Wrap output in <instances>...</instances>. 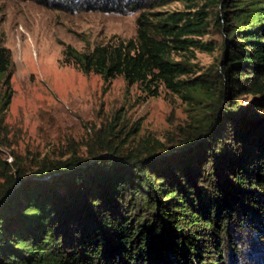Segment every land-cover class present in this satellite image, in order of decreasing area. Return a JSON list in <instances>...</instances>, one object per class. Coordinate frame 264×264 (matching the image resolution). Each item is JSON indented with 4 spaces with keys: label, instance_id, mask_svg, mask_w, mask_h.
Instances as JSON below:
<instances>
[{
    "label": "trees",
    "instance_id": "obj_1",
    "mask_svg": "<svg viewBox=\"0 0 264 264\" xmlns=\"http://www.w3.org/2000/svg\"><path fill=\"white\" fill-rule=\"evenodd\" d=\"M73 10L138 11L135 37L71 45L64 60L109 81L157 85L189 105L176 145L128 143L116 117L56 157L0 158V264H264V0H31ZM216 6L222 59L190 77L192 47ZM191 53V54H192ZM9 50L0 45V144ZM250 100L246 101L245 98ZM249 258V259H247Z\"/></svg>",
    "mask_w": 264,
    "mask_h": 264
},
{
    "label": "rangeland",
    "instance_id": "obj_2",
    "mask_svg": "<svg viewBox=\"0 0 264 264\" xmlns=\"http://www.w3.org/2000/svg\"><path fill=\"white\" fill-rule=\"evenodd\" d=\"M196 9L206 0H195ZM185 8L173 0L151 9L176 11ZM209 25L200 35L212 49L192 47L185 57L193 77L222 59L221 30L215 23L216 6H208ZM138 11L51 8L31 0H0V45L9 50L11 95L5 110L7 138L0 144V158L11 162L13 153L25 165L34 158L66 153L72 141L116 117L125 129L137 126L128 143L140 137L176 145L189 121V105L176 92L157 85L156 93L141 84H126L121 74L105 81L100 74L83 72L64 60L71 45L91 50L96 44L135 37ZM192 53V54H191ZM1 92V89H0ZM246 101L250 98L247 96ZM2 177H0V181ZM249 259V258H247Z\"/></svg>",
    "mask_w": 264,
    "mask_h": 264
}]
</instances>
